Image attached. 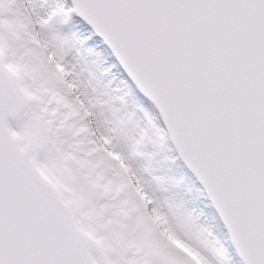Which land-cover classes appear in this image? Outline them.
Segmentation results:
<instances>
[{
  "label": "snow or ice",
  "instance_id": "6c2138e0",
  "mask_svg": "<svg viewBox=\"0 0 264 264\" xmlns=\"http://www.w3.org/2000/svg\"><path fill=\"white\" fill-rule=\"evenodd\" d=\"M169 160L216 231L153 187ZM233 252L264 264V0H0V264Z\"/></svg>",
  "mask_w": 264,
  "mask_h": 264
},
{
  "label": "rangeland",
  "instance_id": "374dc122",
  "mask_svg": "<svg viewBox=\"0 0 264 264\" xmlns=\"http://www.w3.org/2000/svg\"><path fill=\"white\" fill-rule=\"evenodd\" d=\"M78 38V37H77ZM99 47L89 49L87 47L81 50V63L89 62L99 66V69L109 67L113 59H110L108 51L97 41ZM101 46L105 49H101ZM114 71V69H113ZM115 84V82H114ZM122 86V85H121ZM136 102V98L131 93L129 94V103ZM144 103H148L144 100ZM161 178L159 184H153L154 188L163 190V195L172 199L177 204L181 205L183 209L191 211L197 215L201 223L210 224L213 226V231H216L215 221L212 217L215 214L213 208L210 206V201L207 197L201 194L198 185L191 174L183 167L179 160H169L164 164L159 171L155 173ZM233 264H241V261L234 252Z\"/></svg>",
  "mask_w": 264,
  "mask_h": 264
},
{
  "label": "bare ground",
  "instance_id": "6f19581e",
  "mask_svg": "<svg viewBox=\"0 0 264 264\" xmlns=\"http://www.w3.org/2000/svg\"><path fill=\"white\" fill-rule=\"evenodd\" d=\"M100 41V40H99ZM101 49H104L102 46H101ZM105 50V49H104ZM105 51H107V50H105Z\"/></svg>",
  "mask_w": 264,
  "mask_h": 264
}]
</instances>
